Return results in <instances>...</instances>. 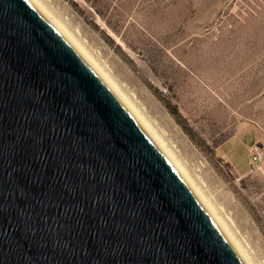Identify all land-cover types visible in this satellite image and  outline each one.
Wrapping results in <instances>:
<instances>
[{"label":"water","instance_id":"1","mask_svg":"<svg viewBox=\"0 0 264 264\" xmlns=\"http://www.w3.org/2000/svg\"><path fill=\"white\" fill-rule=\"evenodd\" d=\"M0 264H245L30 0H0Z\"/></svg>","mask_w":264,"mask_h":264},{"label":"rangeland","instance_id":"2","mask_svg":"<svg viewBox=\"0 0 264 264\" xmlns=\"http://www.w3.org/2000/svg\"><path fill=\"white\" fill-rule=\"evenodd\" d=\"M46 1L264 264V166L250 161L252 148L264 147V0Z\"/></svg>","mask_w":264,"mask_h":264},{"label":"bare ground","instance_id":"3","mask_svg":"<svg viewBox=\"0 0 264 264\" xmlns=\"http://www.w3.org/2000/svg\"><path fill=\"white\" fill-rule=\"evenodd\" d=\"M30 1L61 32V34L95 70V72L102 78V80L109 86V88L116 94V96L122 101V103L147 131V133L151 136V138L161 149L167 159L171 162L174 168L178 171L183 180L186 182V184L204 206L206 211L218 225L220 230L229 240L243 262L245 264H263V262L260 259L256 258V256L253 254L254 252L252 251L254 250H252V248L249 246L247 240L244 239L245 237L240 234V230L237 229L234 220L226 212L223 205L218 203L217 200L213 199L212 194L207 192L208 190L205 189V186L203 187L201 185L203 180H201L202 182L199 180V182L194 174L191 173V170L188 169L187 165L182 160L183 158L181 159V157H179V155L173 148L174 146L172 145V147L170 145L171 142L169 143L167 141V138L164 135L165 133H163L162 130L159 129L158 126H156L155 122L152 121L153 118H149L150 116L142 110L143 107L141 108L138 105L139 102H136V98V100L133 99L132 94H130L131 92L128 93V89L127 92L124 89L125 86L123 87L113 76V74H111L110 70L106 66L107 64L100 60L101 57H97L98 55L92 51L93 49H90L85 40L77 36L78 34H76V32L69 27L65 19L61 15L56 13L55 10H53V8L48 4L46 0Z\"/></svg>","mask_w":264,"mask_h":264},{"label":"built area","instance_id":"4","mask_svg":"<svg viewBox=\"0 0 264 264\" xmlns=\"http://www.w3.org/2000/svg\"><path fill=\"white\" fill-rule=\"evenodd\" d=\"M250 161L254 166L261 169L264 166V147H253L250 153Z\"/></svg>","mask_w":264,"mask_h":264},{"label":"trees","instance_id":"5","mask_svg":"<svg viewBox=\"0 0 264 264\" xmlns=\"http://www.w3.org/2000/svg\"><path fill=\"white\" fill-rule=\"evenodd\" d=\"M89 1H91L93 4H94V6H96L97 7V5H96V1L97 0H89ZM97 10H98V8H96ZM99 11V10H98Z\"/></svg>","mask_w":264,"mask_h":264}]
</instances>
